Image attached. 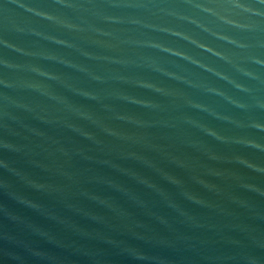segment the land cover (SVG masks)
<instances>
[{
    "label": "water",
    "instance_id": "obj_1",
    "mask_svg": "<svg viewBox=\"0 0 264 264\" xmlns=\"http://www.w3.org/2000/svg\"><path fill=\"white\" fill-rule=\"evenodd\" d=\"M0 264H264V0H0Z\"/></svg>",
    "mask_w": 264,
    "mask_h": 264
}]
</instances>
